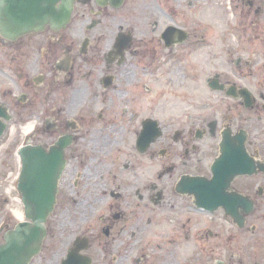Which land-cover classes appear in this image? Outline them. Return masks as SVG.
Returning <instances> with one entry per match:
<instances>
[{
	"label": "flooded vegetation",
	"instance_id": "af4514ba",
	"mask_svg": "<svg viewBox=\"0 0 264 264\" xmlns=\"http://www.w3.org/2000/svg\"><path fill=\"white\" fill-rule=\"evenodd\" d=\"M71 2L68 22L39 24ZM1 10L20 28L0 32L2 138L14 124L27 128L20 149L64 142L56 207L29 264H42L46 243L49 264H264V0H0ZM14 11L35 14L26 32L7 21ZM206 71L203 88L228 100L217 118L167 104ZM225 141L244 148L234 166H218ZM71 211L82 217L64 220ZM82 219L96 226L55 244L54 225Z\"/></svg>",
	"mask_w": 264,
	"mask_h": 264
},
{
	"label": "water",
	"instance_id": "95a60500",
	"mask_svg": "<svg viewBox=\"0 0 264 264\" xmlns=\"http://www.w3.org/2000/svg\"><path fill=\"white\" fill-rule=\"evenodd\" d=\"M72 5L71 2L62 8L60 13L40 12L38 14L39 24L68 22L73 10ZM2 14L1 10L0 16ZM12 15L14 18L7 21H21L23 33L32 25V22L36 21L35 14L30 12L21 14L14 11L8 17ZM11 26L6 21L0 20V32L3 36L9 37L20 32V28L17 30L13 25ZM3 114L4 110L0 108V117H3ZM4 130L5 125L0 122V138L3 136ZM230 141H225L222 147L223 155L218 166H234V159L244 157L243 147L238 153L227 147V143ZM19 156L22 162V171L18 190L22 195L26 221L18 223L5 234L4 243L0 244V264H29L41 252L48 233L46 223L55 209L58 182L65 168L63 141L59 142L58 146L50 153L42 147L28 146L19 151ZM231 173L233 174L234 171Z\"/></svg>",
	"mask_w": 264,
	"mask_h": 264
},
{
	"label": "rangeland",
	"instance_id": "374dc122",
	"mask_svg": "<svg viewBox=\"0 0 264 264\" xmlns=\"http://www.w3.org/2000/svg\"><path fill=\"white\" fill-rule=\"evenodd\" d=\"M207 13V12H204ZM234 15V14H232ZM230 16V21H234L233 16ZM261 21L264 22V13L261 15ZM229 22V20H228ZM230 26H234L233 23L230 24ZM232 31V30H231ZM235 37H237L236 34H232L230 32L229 34V40L228 43L230 46L233 47L234 59H237V43L235 42ZM221 47H218L215 49V51H219ZM220 60L224 63V57H219ZM254 67L258 65V63H261L263 66V60L261 62H257L256 60H253ZM205 64L207 61H204ZM214 64V71H220L219 68L223 67V64L220 63L222 66H220L218 63ZM225 65H231L228 67V69H233L234 63L232 61H229L228 63H224ZM227 68V67H226ZM260 73L262 75V79L264 81V67L259 69ZM207 75H210L207 71L203 72L201 76H197V81L195 84L191 86V88L197 87L196 92H189L186 91V87L184 84H181V88L177 90L178 95L180 94L181 99H179L175 93L173 97L170 99H167V104H174V103H182V107L184 108L183 104L188 101H192L195 104H198L199 112H205L207 113L208 110L211 114H215L216 118L219 116L221 112H223L224 102H227L228 100L223 97L222 94H218L216 92L209 91L205 88H203V79L206 78ZM14 88V87H13ZM173 88H176L174 86ZM231 103V102H230ZM207 107L206 109H203ZM178 108L177 110H179ZM208 109V110H207ZM167 110H172L168 108ZM209 113V114H210ZM35 119H32L28 126H31L35 123ZM24 126V125H22ZM21 126V127H22ZM27 128L22 127V129L17 128L16 125L11 124L7 130V133L5 136L0 140V243L3 242V235L2 229H4V232L7 229L13 228L15 225L20 223L21 221L25 220V210L22 203L21 195L18 191V179L21 172V161L18 156V151L20 147L24 146L26 140H27ZM22 135V136H21ZM67 194V190L64 189ZM73 216L76 217H82L81 212L73 213L72 211L68 213L67 216H64L63 219L70 222L71 220H67ZM60 215L58 214L56 219L59 218ZM87 225L96 226L95 221H86L84 219L80 220V222L77 225H74V228L66 224L65 226L60 225H54V233L57 235L55 244L59 246L60 240L62 238L67 237L72 229H75V232H82L86 229ZM67 230V232H66ZM66 234L64 235V233ZM50 245V243H48ZM47 253V243H46V251L45 255L36 259L35 262H41L42 264H49L48 258L45 260V256Z\"/></svg>",
	"mask_w": 264,
	"mask_h": 264
},
{
	"label": "bare ground",
	"instance_id": "6f19581e",
	"mask_svg": "<svg viewBox=\"0 0 264 264\" xmlns=\"http://www.w3.org/2000/svg\"><path fill=\"white\" fill-rule=\"evenodd\" d=\"M30 130H31V128L29 127V128H28V131H30Z\"/></svg>",
	"mask_w": 264,
	"mask_h": 264
}]
</instances>
